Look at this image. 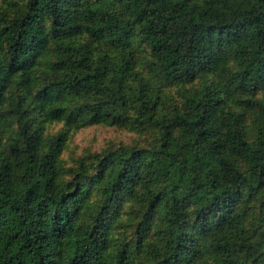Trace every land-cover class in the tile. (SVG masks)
<instances>
[{"label": "trees", "instance_id": "1", "mask_svg": "<svg viewBox=\"0 0 264 264\" xmlns=\"http://www.w3.org/2000/svg\"><path fill=\"white\" fill-rule=\"evenodd\" d=\"M0 264H264V0H0Z\"/></svg>", "mask_w": 264, "mask_h": 264}, {"label": "rangeland", "instance_id": "2", "mask_svg": "<svg viewBox=\"0 0 264 264\" xmlns=\"http://www.w3.org/2000/svg\"><path fill=\"white\" fill-rule=\"evenodd\" d=\"M172 93L182 92L180 86L173 87ZM63 127V123L55 122L49 125V133H55ZM8 136V133H6ZM144 143L142 136L131 129L119 128L109 124H92L81 128H75L70 132L67 147L62 155V162L65 167L75 164L81 156L99 152L103 148L119 143Z\"/></svg>", "mask_w": 264, "mask_h": 264}]
</instances>
